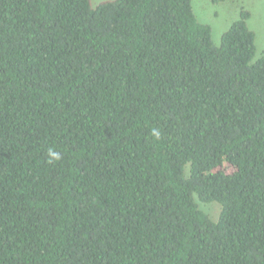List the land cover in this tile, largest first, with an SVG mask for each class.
Wrapping results in <instances>:
<instances>
[{
	"label": "trees",
	"instance_id": "trees-1",
	"mask_svg": "<svg viewBox=\"0 0 264 264\" xmlns=\"http://www.w3.org/2000/svg\"><path fill=\"white\" fill-rule=\"evenodd\" d=\"M249 15L215 45L191 0H0V264H264Z\"/></svg>",
	"mask_w": 264,
	"mask_h": 264
},
{
	"label": "rangeland",
	"instance_id": "rangeland-1",
	"mask_svg": "<svg viewBox=\"0 0 264 264\" xmlns=\"http://www.w3.org/2000/svg\"><path fill=\"white\" fill-rule=\"evenodd\" d=\"M105 0H90L92 6ZM193 12L201 23L211 27V39L215 45L219 44L221 34L229 25L239 18L241 9L249 12L246 21L247 27L254 33L255 56L258 58L264 48V0H225L211 2L210 0H191ZM199 207L216 219L219 214V206L216 203H201Z\"/></svg>",
	"mask_w": 264,
	"mask_h": 264
}]
</instances>
